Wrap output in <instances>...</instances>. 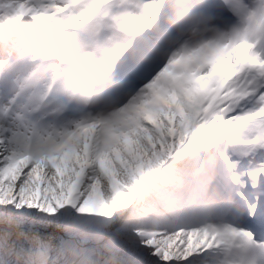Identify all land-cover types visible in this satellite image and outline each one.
<instances>
[{"label":"snow or ice","instance_id":"1","mask_svg":"<svg viewBox=\"0 0 264 264\" xmlns=\"http://www.w3.org/2000/svg\"><path fill=\"white\" fill-rule=\"evenodd\" d=\"M0 264H264V0H0Z\"/></svg>","mask_w":264,"mask_h":264}]
</instances>
